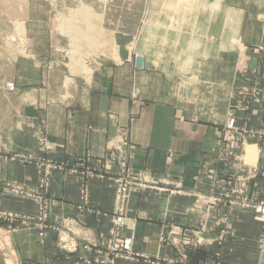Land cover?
I'll use <instances>...</instances> for the list:
<instances>
[{
    "label": "rangeland",
    "instance_id": "obj_1",
    "mask_svg": "<svg viewBox=\"0 0 264 264\" xmlns=\"http://www.w3.org/2000/svg\"><path fill=\"white\" fill-rule=\"evenodd\" d=\"M263 10L264 0H0L2 120L9 122L8 106H14L15 116L24 111L25 91L33 88L39 93L64 94L67 98L79 92L96 69L119 61V46L153 55L161 50L162 60L192 66L206 58L207 53L209 59L216 58V48H211V44L223 31L224 61L233 63L235 69L233 76L229 69L222 71L224 86L220 91L225 99V118L216 125L217 144L204 156L210 164L194 177L192 195L194 203L204 207L206 213L221 207L247 210L264 225V196L255 197L243 185H233L238 174L248 172L253 178L264 166V47L243 45L260 30ZM234 33L242 38L246 35L243 43L241 38L232 37ZM207 41L208 48L202 53V44ZM175 72L178 76L172 85L178 90L198 85L205 73L208 75L203 77L210 84L215 79L211 69L200 71L194 67ZM32 84L37 87L26 86ZM208 92L217 95V86L209 85ZM4 93L12 97H5ZM31 119L33 122H28ZM38 120L42 119L30 115L25 123L18 116L13 137L16 150L9 148V134L0 132V264H29L23 260L24 246L20 242L25 232L37 233L40 243L54 233L59 251L78 255L74 264L140 260L149 264H204L193 260L203 248L198 230L166 225L157 232L159 248H172V258L158 256L151 261L133 248L134 224L129 222L133 197L147 192L167 194L168 203V197L178 195L181 205L179 199L185 191L180 181L173 182L166 172L158 176L150 170L132 173L126 166L125 139L112 145L104 157L94 158L87 152L71 159L55 158ZM25 141L34 149H21ZM171 158L169 153L168 164ZM11 163L19 175L10 179ZM26 167L33 170V180L26 179ZM54 173L77 178L79 213L93 212L91 180L110 176L113 204L111 213L105 215L111 225L107 235L96 239L76 218L58 219L57 197L50 183ZM226 222L227 215L223 214L220 223ZM77 224L84 229L78 231ZM222 234L223 229L221 237ZM255 248L256 253L264 255V229ZM210 264H223L220 253H212Z\"/></svg>",
    "mask_w": 264,
    "mask_h": 264
},
{
    "label": "crops",
    "instance_id": "obj_2",
    "mask_svg": "<svg viewBox=\"0 0 264 264\" xmlns=\"http://www.w3.org/2000/svg\"><path fill=\"white\" fill-rule=\"evenodd\" d=\"M262 13L264 15V10ZM261 18L260 30L247 39L248 43L242 42L245 34L243 38L235 33L232 37L241 38L245 47H264V16ZM217 34L211 44V48H216V58L209 59L207 53L206 58L202 57L199 63L192 66L162 60L161 50L153 55V52L119 46L120 51L116 56L119 61L103 64L96 69L84 88L68 98L64 94L39 93L34 88V92L33 89L25 91L24 111L15 116L14 106H8L9 122L2 120L5 116L0 111V132L9 134L8 138L12 140L9 148L16 150L13 137L17 133L18 116L20 121L27 123V117L30 119V115H34L42 119L38 121L46 131V138L52 147L51 155L64 159L81 157L87 152L94 158L104 157L112 145L120 144L125 139L128 143L124 151L126 166L132 173L150 170L158 176L166 172L173 182L180 181L185 191L179 199L181 205H178V195L168 197V203L167 194L147 192L133 197L129 206V222L134 224L135 251L151 261L158 256L174 257L172 248L160 249L157 241V232L170 225L180 230L199 231L201 250L206 251L198 253L194 261L210 264L212 253L218 252L223 264H264V255L255 252L256 241L264 225L256 222L250 211L221 207L218 211L206 213L204 207L194 203L192 195L194 177L203 173L210 164L204 156L217 144L219 126L216 125L225 118V99L220 91L224 86L222 71L229 69L233 76L235 69L233 63L226 64L224 61V32ZM202 45L203 53L208 48V41ZM235 47L236 44H233ZM194 67L200 71L214 70L215 79L210 84L203 77L208 75L205 73L199 78L198 85L191 88L183 86L180 90L173 87L178 76L176 70ZM171 70H174L173 77ZM209 85L217 86V95L208 92ZM26 86L37 87L34 84ZM4 95L12 97L7 93ZM228 96L229 93L226 97L230 100ZM27 143L25 141L21 149H34L35 146L30 147ZM169 153L172 158L168 164ZM11 164L8 172L10 179L19 175L16 165ZM263 169L264 166H261L258 175L253 178L248 172L238 174L233 185H243L248 193L263 197ZM24 175L29 180L35 177L29 167L25 168ZM110 180V176L91 180L89 192L93 212L79 213L76 209L79 201L77 178L70 174L54 173L50 183L57 197L55 210L58 219L76 218L96 239L107 235L111 225L105 215L111 213L113 204ZM201 189L206 191L204 185H201ZM223 214L227 215L224 225L220 223ZM81 225L77 224L78 231L84 229ZM222 229L224 234L221 237ZM53 235L49 233L40 243L37 233L25 232L20 241L24 246L23 260L29 264H74L78 255L59 251ZM78 254H82V251ZM14 258L18 262V257ZM123 264L149 263L140 260Z\"/></svg>",
    "mask_w": 264,
    "mask_h": 264
},
{
    "label": "bare ground",
    "instance_id": "obj_3",
    "mask_svg": "<svg viewBox=\"0 0 264 264\" xmlns=\"http://www.w3.org/2000/svg\"><path fill=\"white\" fill-rule=\"evenodd\" d=\"M74 65H76L77 63H73ZM78 65V64H77Z\"/></svg>",
    "mask_w": 264,
    "mask_h": 264
},
{
    "label": "water",
    "instance_id": "obj_4",
    "mask_svg": "<svg viewBox=\"0 0 264 264\" xmlns=\"http://www.w3.org/2000/svg\"><path fill=\"white\" fill-rule=\"evenodd\" d=\"M138 63L140 64V60H138Z\"/></svg>",
    "mask_w": 264,
    "mask_h": 264
}]
</instances>
